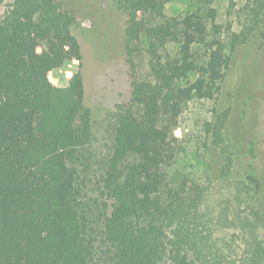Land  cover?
Listing matches in <instances>:
<instances>
[{
  "label": "trees",
  "instance_id": "trees-1",
  "mask_svg": "<svg viewBox=\"0 0 264 264\" xmlns=\"http://www.w3.org/2000/svg\"><path fill=\"white\" fill-rule=\"evenodd\" d=\"M110 1L126 19L131 92L97 126L80 73L61 88L46 76L81 57L73 16L58 0H9L0 15V264H218L183 254L192 196L166 173L182 106L211 99L224 76L216 11L167 16V0Z\"/></svg>",
  "mask_w": 264,
  "mask_h": 264
},
{
  "label": "rangeland",
  "instance_id": "rangeland-1",
  "mask_svg": "<svg viewBox=\"0 0 264 264\" xmlns=\"http://www.w3.org/2000/svg\"><path fill=\"white\" fill-rule=\"evenodd\" d=\"M58 1L74 18L81 57L46 76L61 88L80 73L97 126L130 99L125 15L110 0ZM204 6L216 11L228 63L213 97L188 100L174 130L179 149L166 168L168 186L185 201L192 196L179 225L181 250L218 264L264 262V0H167L164 11L176 16ZM138 47L136 75L144 78L147 57ZM167 51L174 55L177 45ZM34 52L42 55L39 46Z\"/></svg>",
  "mask_w": 264,
  "mask_h": 264
}]
</instances>
